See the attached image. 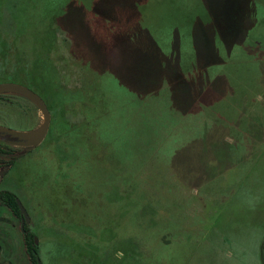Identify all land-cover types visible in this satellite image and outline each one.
<instances>
[{
    "label": "rangeland",
    "instance_id": "374dc122",
    "mask_svg": "<svg viewBox=\"0 0 264 264\" xmlns=\"http://www.w3.org/2000/svg\"><path fill=\"white\" fill-rule=\"evenodd\" d=\"M55 31L72 37L79 79L49 81L51 125L66 120L53 111L69 80L106 106L92 138L47 139L0 179L41 263L264 264V0H0V82L28 86L15 61ZM173 107L190 112L181 125ZM42 122L27 98L0 95V125ZM24 234L0 201V264H32Z\"/></svg>",
    "mask_w": 264,
    "mask_h": 264
},
{
    "label": "trees",
    "instance_id": "16d2710c",
    "mask_svg": "<svg viewBox=\"0 0 264 264\" xmlns=\"http://www.w3.org/2000/svg\"><path fill=\"white\" fill-rule=\"evenodd\" d=\"M68 36V37H67ZM67 38L72 37L68 33H64L63 36L58 31L51 32L49 34L48 41L45 43V47L42 51H39V53H35V56L32 60H30L29 57H31L28 53H24L25 57L21 55L19 59H16L15 63L17 65L16 71L20 76H22L28 86L32 88L34 91L39 93L44 100H46V96L48 95V86L52 83H50V80L59 79L57 82L60 84H64L65 78L70 79V76L76 75L79 79V76L77 73H70L71 68L73 67V64L77 62L76 59V53L75 49L71 47L72 43H70L68 48H65L63 46L64 40L66 41ZM71 41V40H70ZM19 49V47H18ZM8 55H12L13 57H16L15 51L13 49H7L6 51ZM64 52V54H63ZM68 53V54H67ZM165 55H171L170 53H164ZM6 55V53H5ZM63 61H67L66 67ZM87 67L88 69H93V63L88 58L87 59ZM91 67V68H90ZM178 72L179 74L184 78L186 76V72L183 70L182 63L179 62ZM195 67V66H194ZM199 67V59L197 58V65L195 67L196 71ZM68 70V73L66 71ZM64 71V73H63ZM194 72V71H193ZM97 73L98 76H104L105 70L103 67L99 68L97 67ZM70 75V76H69ZM47 76L52 77L48 80H46ZM65 77V78H64ZM68 84V95H62L64 91H61V95L57 96L56 99H58V107L54 104V111L58 116H63V120L65 122L59 129V122L56 123V120L53 122V124L50 127L48 136L45 140L53 138L56 140L57 138H65L73 139L76 138H84L89 139L92 138V136L95 134L94 130V109H97V107H100L101 110L106 106V102L104 101V96L99 95L100 97H97L95 94V91L93 87L95 86L91 82H87L85 86H76L72 85L71 80H69ZM43 92L45 96H43V93H40L39 91ZM63 104H67V110L63 107ZM60 107H63L62 111L59 110ZM176 110V113H170L167 112V117L169 119H172V123H176L177 121L180 122L182 120V116L189 115L190 112L186 109H183L181 107H173ZM62 113V114H61ZM101 115V113H100ZM158 117V116H157ZM181 125V122H180ZM178 127V126H177ZM171 130L167 132V134L171 133ZM52 139V140H53ZM45 141L43 142V144ZM10 146V145H5ZM8 193V196L5 198V194ZM3 198L2 200L6 203V205L17 215L19 214V208L15 200V194L13 192L7 191L6 193H2ZM34 235L32 234H26L24 235V245L27 250V253L30 255L32 264H38L37 254H38V247L35 244V239L33 238ZM263 253H264V243H263Z\"/></svg>",
    "mask_w": 264,
    "mask_h": 264
},
{
    "label": "water",
    "instance_id": "95a60500",
    "mask_svg": "<svg viewBox=\"0 0 264 264\" xmlns=\"http://www.w3.org/2000/svg\"><path fill=\"white\" fill-rule=\"evenodd\" d=\"M3 94H15L27 98L41 111L43 115L42 124L39 127L28 131L16 130L0 125V138L13 145L23 147L22 152L14 155V157H20L22 154L35 149L45 141L51 127L52 113L43 97L24 84L11 81L0 82V95ZM17 203L22 216V225L24 226L30 222V216L19 198H17ZM37 243L38 240L35 237V244ZM38 264H42L39 259Z\"/></svg>",
    "mask_w": 264,
    "mask_h": 264
},
{
    "label": "flooded vegetation",
    "instance_id": "af4514ba",
    "mask_svg": "<svg viewBox=\"0 0 264 264\" xmlns=\"http://www.w3.org/2000/svg\"><path fill=\"white\" fill-rule=\"evenodd\" d=\"M29 152H31V151H29ZM14 155L15 154L13 152L12 147H10V146H2L1 147L0 146V179L3 178L8 172L12 171V168L14 167V165H13L14 161H15L16 158H18V157H14ZM2 167H4V168H2ZM0 183H1V181H0ZM0 186H1V184H0ZM12 187H13V185L11 183V184H8L6 189L0 190V201H2L4 204H6V203L2 200V198H3V194L2 193L3 192L4 193H6L7 191L13 192L15 194L16 203H17V198H19V199L21 198L19 191L18 190L17 191L13 190ZM7 196H8V193L5 194V198ZM20 201H21V199H20ZM17 205H18V203H17ZM18 208H19V206H18ZM26 210L28 212V209H26ZM13 213H14V216L16 218H18V220H20L21 230H22L23 233H25L24 235H26L27 234V230H26L25 226L27 224H25L24 226L22 225L23 223H22V216H21V213H20V209H19V214L18 215L15 212H13ZM33 238H34V236H33ZM26 252H27V250H26ZM36 256H37V259H39L38 254ZM29 258H30V255H29Z\"/></svg>",
    "mask_w": 264,
    "mask_h": 264
},
{
    "label": "crops",
    "instance_id": "0c3cea01",
    "mask_svg": "<svg viewBox=\"0 0 264 264\" xmlns=\"http://www.w3.org/2000/svg\"><path fill=\"white\" fill-rule=\"evenodd\" d=\"M264 243V242H263Z\"/></svg>",
    "mask_w": 264,
    "mask_h": 264
}]
</instances>
